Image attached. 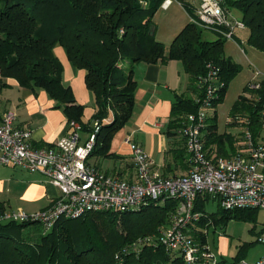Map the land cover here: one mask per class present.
<instances>
[{
  "label": "trees",
  "instance_id": "obj_1",
  "mask_svg": "<svg viewBox=\"0 0 264 264\" xmlns=\"http://www.w3.org/2000/svg\"><path fill=\"white\" fill-rule=\"evenodd\" d=\"M164 1L0 0L1 80L14 78L22 87L44 89L56 107L64 109L68 121L80 123L87 132L92 130L93 121L100 120L93 152L110 156L113 137L134 113L135 64L178 60L189 76L194 96L176 95L168 131L171 136L182 116L197 111L196 99L201 95L198 81L207 74L208 65L219 71V81L223 83L216 108L241 65L225 54L226 39H205L203 28L193 20L169 46L158 40L155 16ZM176 1L186 8L190 18L194 15L198 0ZM226 2L241 12L249 32L247 43L264 53V0ZM57 46L64 48L75 67L86 71V85L96 104L92 123L84 122L85 106L76 100L72 87L63 82V64L55 54ZM263 110L264 80L258 89H251L248 82L232 106L230 121H241L258 138ZM214 119L216 110L211 120ZM209 129L207 147L218 156H230L236 149V140L230 134L217 132L216 123ZM210 198L199 197L196 201L195 211L206 215L197 227H225L234 218L257 219V208L226 210L219 206V211L209 213L206 202ZM178 206V199H167L163 204L135 211L90 212L77 219L62 218L48 231L37 222L0 223V264H184L181 258L172 259L160 247L145 246L140 253L123 251L139 237L165 228ZM119 217L125 233L119 230ZM198 231L205 242L206 235ZM23 235L37 239L15 241V236ZM242 260L237 256L230 262L221 259L219 264H240Z\"/></svg>",
  "mask_w": 264,
  "mask_h": 264
},
{
  "label": "built area",
  "instance_id": "obj_2",
  "mask_svg": "<svg viewBox=\"0 0 264 264\" xmlns=\"http://www.w3.org/2000/svg\"><path fill=\"white\" fill-rule=\"evenodd\" d=\"M173 1L165 0L162 7L168 8ZM190 20L226 40H235L237 31L246 29L244 21L231 13L226 0H198ZM218 74L215 67L208 65L207 74L198 81L201 95L196 99L197 111L182 116L176 128L188 154L189 169L182 176L159 174L151 156L131 140L128 142L137 173L135 181L109 175L88 164L101 128L100 120L93 121L84 141L80 123L69 121L65 136L49 148H37L30 141L31 130L15 125L16 112H5L0 122V164L40 173L61 194L48 208L37 212L2 210L0 223L37 222L48 231L62 218L77 219L90 212L123 213L178 199L179 206L165 228L139 237L123 251L140 253L145 246H153L162 248L172 259L181 258L184 264H219L221 259L209 248L207 239L203 242L198 231L206 235L207 230L197 227L206 215L195 211L196 201L210 196L226 210H264V110L258 138L245 126L238 152L228 157L213 153L207 147V136L216 110L215 100L223 85ZM260 74L255 71L249 81L251 89L260 87L261 80L256 78ZM258 241L264 246V229ZM240 264H264V253L254 263L242 260Z\"/></svg>",
  "mask_w": 264,
  "mask_h": 264
},
{
  "label": "crops",
  "instance_id": "obj_3",
  "mask_svg": "<svg viewBox=\"0 0 264 264\" xmlns=\"http://www.w3.org/2000/svg\"><path fill=\"white\" fill-rule=\"evenodd\" d=\"M55 54L63 64L64 84L72 87L76 100L85 106L84 122L92 123L96 104L94 94L86 85V71L73 65L63 47L57 46ZM182 76L185 77V82ZM134 78L137 88L133 116L113 137L109 150L111 155L104 156L93 152L87 163L109 175L135 181L137 173L128 142L131 140L139 143L151 156L154 161V170L162 176L175 177L186 174L189 163L184 140L178 135L176 129H172L171 136L168 135V131L176 95L194 96L189 88L188 74L178 60L167 63L142 61L134 66ZM2 82L6 84L2 85ZM9 110L16 112L17 127L31 130L30 141L34 147L49 148L67 134L69 121L64 109L56 107L55 101L44 89L22 87L14 78L3 81L0 74V122L5 112ZM216 119L210 120V125L216 123ZM244 128L241 121H230L229 117L224 132H238L236 144H234L236 151L233 150L230 154L238 152L241 148ZM217 132H219L218 126ZM87 133L82 129V141L87 138ZM212 152L216 154L215 150ZM60 194V189L42 174L30 172L18 166L0 164V211L37 212L48 208ZM211 199L214 200L210 198L208 201ZM263 229L264 223L257 233V240Z\"/></svg>",
  "mask_w": 264,
  "mask_h": 264
},
{
  "label": "rangeland",
  "instance_id": "obj_4",
  "mask_svg": "<svg viewBox=\"0 0 264 264\" xmlns=\"http://www.w3.org/2000/svg\"><path fill=\"white\" fill-rule=\"evenodd\" d=\"M196 3L197 1L195 4ZM228 8L235 17L241 18V12L237 8L231 6L230 3H228ZM188 21H190V15L180 3L175 1L167 9L162 7L155 16V24L157 26L156 38L169 46L175 35L186 25V23H188ZM174 33L176 34L172 35ZM248 33L247 29L239 30L236 33L235 40H226L225 42V54L241 65V71L229 83L224 100L217 105L216 124L219 132L225 131L232 106L238 96L243 92L247 82L255 75V71L258 70L261 72L256 78L258 80H264V53L247 43ZM203 37L207 40L219 38L216 33L204 28ZM182 78L185 82V77L182 76ZM232 132L234 133H224L230 134L232 140L235 141L238 132ZM219 209L216 200L211 199L208 201L206 210L209 213L217 212ZM121 222L122 220L119 217V230L125 233L126 231L122 227ZM263 223L264 210L259 209L255 221L234 218L229 220L225 227L222 225H218L217 227L211 225L210 227L204 228L207 230V244L217 259H224L230 262L239 256L248 263H254L264 251L263 245L257 240V233ZM14 239L16 242H28L35 241L37 236H15Z\"/></svg>",
  "mask_w": 264,
  "mask_h": 264
}]
</instances>
